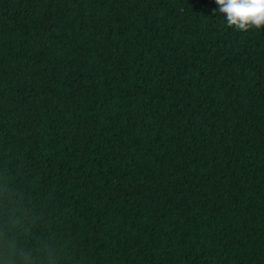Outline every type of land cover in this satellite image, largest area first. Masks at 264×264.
Segmentation results:
<instances>
[{
    "label": "trees",
    "instance_id": "1",
    "mask_svg": "<svg viewBox=\"0 0 264 264\" xmlns=\"http://www.w3.org/2000/svg\"><path fill=\"white\" fill-rule=\"evenodd\" d=\"M0 264H264V29L0 0Z\"/></svg>",
    "mask_w": 264,
    "mask_h": 264
},
{
    "label": "clouds",
    "instance_id": "2",
    "mask_svg": "<svg viewBox=\"0 0 264 264\" xmlns=\"http://www.w3.org/2000/svg\"><path fill=\"white\" fill-rule=\"evenodd\" d=\"M226 26L237 32L264 29V0H215ZM217 10H213L215 15Z\"/></svg>",
    "mask_w": 264,
    "mask_h": 264
}]
</instances>
